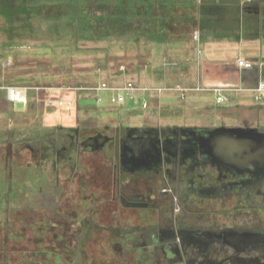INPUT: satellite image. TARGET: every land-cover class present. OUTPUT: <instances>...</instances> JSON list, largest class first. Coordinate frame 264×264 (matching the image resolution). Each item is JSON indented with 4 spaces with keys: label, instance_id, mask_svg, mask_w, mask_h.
Instances as JSON below:
<instances>
[{
    "label": "flooded vegetation",
    "instance_id": "1",
    "mask_svg": "<svg viewBox=\"0 0 264 264\" xmlns=\"http://www.w3.org/2000/svg\"><path fill=\"white\" fill-rule=\"evenodd\" d=\"M205 1L0 0V24L4 19L13 32H32L35 42L50 45L68 34L80 38L83 19L100 42L118 38L155 45L192 26L186 12L178 14L180 6ZM230 3L243 8L241 24L259 22L254 17L264 21L262 13L256 15L264 0ZM52 20L57 23L50 27ZM42 25L47 33L38 32ZM88 128L56 129L41 141L17 144L20 152L46 161L47 180L34 200L17 202L0 215L5 216L4 264L11 254L28 256L31 263L41 255L44 264H97L86 247H93L100 233L119 251L118 264H264V172L241 173L213 163L200 146L205 130L264 131L259 122L201 127L116 122ZM85 155L94 165L105 161L107 176L81 170ZM21 198L15 193L5 200ZM24 241L31 246L10 248V242ZM36 241L43 242V251ZM51 241L62 250H54Z\"/></svg>",
    "mask_w": 264,
    "mask_h": 264
},
{
    "label": "crops",
    "instance_id": "2",
    "mask_svg": "<svg viewBox=\"0 0 264 264\" xmlns=\"http://www.w3.org/2000/svg\"><path fill=\"white\" fill-rule=\"evenodd\" d=\"M229 2L208 0L203 3L189 2L187 5L180 6L181 9L177 10L178 14L186 12L193 22L192 26L179 35L173 34L163 43L142 44L145 52L141 58L144 63L140 65V69L143 68V71L135 83L140 87L148 88L176 86L199 88L188 93L185 99L178 91H165L160 94L153 91L140 92L134 100L115 106L108 102L107 96L105 101L108 107H116L119 110V116L109 117L111 121L101 123L98 121L97 114L104 111L105 106L97 108L93 94L79 96L72 108L76 113L72 118L61 112L59 107L48 106L46 98L49 95L45 93L39 95L31 93V102L26 106V111L17 113L15 104L9 103L5 93L0 91V208L4 203H8L5 200L8 195L22 192L35 193L38 188L46 187L47 176L44 170L46 161L37 159V155L28 150L20 152L17 148L19 143L41 141L56 129L64 131L80 127L89 129L88 127H101L104 124L116 122L141 127L162 124L146 116L147 111L151 113L160 109L169 112L184 111L185 114L187 113V119L193 123L182 126L197 127V124L213 121L214 117L221 118L220 123H226L222 115L227 111L264 108V102H256L250 96L252 93L246 91L264 81V27L258 22L254 25L241 24L238 21L240 13L233 6L228 5ZM182 17L179 16V18ZM254 20L259 21L258 17H254ZM2 21L3 23L0 24V35L3 36L2 40L0 39V83H35L36 80L32 74L48 75L50 64L47 60L52 50L50 45L38 40L35 42L36 37L32 32H13L10 26L5 24L4 19ZM38 32L47 33L48 28L42 25ZM197 32L198 40L194 38ZM4 36L6 42H4ZM5 53L12 55V64L1 60ZM161 57H165L163 66L157 64ZM239 59L252 62L253 68L240 67ZM121 72L125 73V71ZM127 72L129 73V69ZM128 81L133 80L123 74L108 82L118 85ZM43 84L54 85L46 81ZM37 85L40 84L37 83ZM213 89L231 91L240 89L243 92L242 94L231 92L230 101L220 105L216 101L217 93ZM36 98L43 101L38 104ZM44 104L46 106H43ZM96 104L99 106L100 103L96 102ZM111 111L108 109L106 112ZM80 116L85 118L77 121ZM17 152L21 155L17 156ZM89 158L85 155V158L81 160L83 166L80 169L90 173L96 169V166L91 160L89 161ZM101 189L105 190V186ZM17 202L18 200L16 204Z\"/></svg>",
    "mask_w": 264,
    "mask_h": 264
},
{
    "label": "rangeland",
    "instance_id": "3",
    "mask_svg": "<svg viewBox=\"0 0 264 264\" xmlns=\"http://www.w3.org/2000/svg\"><path fill=\"white\" fill-rule=\"evenodd\" d=\"M56 23H57L56 21L52 20L50 22V27L51 25ZM79 24H80V30L83 35L80 36V38L75 39V38H71V36H69L68 34V37L62 39L59 38L56 39V41H53L54 43L50 44L52 46V50H50V55L48 56L49 58L47 60V62H49L50 64L49 65L50 73H48V75H42L41 73L40 74L34 73L32 74L33 75L32 77H35L36 82L28 83V84L37 85L38 83L41 85L42 83V85H45L43 84V82L46 81L53 83L54 85L52 86L56 85L60 87L74 86L79 84L92 86L90 84L95 85L101 82H108L112 80L114 77L116 76L120 77L123 74H125L127 78L133 80L134 82L136 80L137 81L139 80V75L143 71L142 70L143 68L140 69V65L144 63L143 59L141 58L145 52L144 50L145 48L142 44L139 45L133 42L127 43L121 40L118 41V38L114 40L113 39L108 40L106 42L103 41L100 42L96 39V35L94 36L91 35V26L88 20L80 19ZM1 37L3 36L0 35V39ZM90 38L93 39L90 40ZM4 42H6L5 36H4ZM1 60H4L5 63L10 62L11 64L13 62L12 55H8V53H5L2 56ZM16 60L17 59H15V61ZM164 61H165V57L164 58L161 57L157 61V64L163 66ZM13 65L12 68H14ZM121 66L125 67L124 70L125 73L121 72L122 70L118 71ZM126 68L129 69V73L127 72ZM14 84H23V82L14 83ZM46 84H50V83H46ZM71 95H72L71 93L65 92L62 93L61 95H56L57 96L56 98L59 101L60 100L63 101L71 98ZM250 96L254 99L253 94H251ZM101 97L104 99V102L101 103L102 105L99 104V106H97L96 102L93 101L96 107L99 109L105 106L103 109L105 112L100 111L97 114L98 121H100L101 123L108 122L112 120L109 119V117H115V115L119 116V110L116 107H111V108L108 107V104L105 101V98H107V96L102 94ZM43 106L46 105L44 104ZM14 107L17 113H23L22 110L26 111L27 109L25 105L20 103H16ZM108 109H111L112 111L106 112ZM62 111L65 113L66 116L72 118H74L73 116H75L76 114L72 109L69 111L61 109V112ZM143 112H145V110ZM183 112L184 111H179V112L161 111L160 109L157 111H152L151 113L147 111L148 115L146 116H148V119L152 118V121H158V123L160 122L165 125L166 124L189 125V123H193L190 121V119H187V113L185 114V112L184 113ZM128 116L129 115L127 114V117ZM83 117L84 116L78 117L77 121L85 118ZM219 119L218 117H214L213 121L210 122L209 120H207L209 122L206 121L204 123L198 122L202 124H197L196 126L197 127L216 126L220 124ZM222 119H225L226 121L225 124H229V125H242L244 122L253 123V124L259 122L261 126L264 127V108H260V107L252 108V109L242 108L238 110L227 111L226 114L224 113L222 115ZM86 160H88V158ZM95 166L96 169L93 170L90 175L95 174L94 176H96V173L99 172L100 175L103 174L107 176L108 168H106L105 161L100 159L99 161H97ZM14 173H16V171H14ZM18 196L22 197L21 199H17L18 202H20L21 204L24 202L34 200L33 192L19 193ZM16 201L15 202L11 201V203L10 202L4 203L3 206L0 208V215L3 213L5 214L12 205L16 204ZM3 217L5 216L4 215L0 216V252L4 250V243H3L4 218ZM17 227L20 226L16 225V228ZM94 239L96 244L93 247L90 246L86 247L87 256H91V255L95 256V258L97 259V264H118V262H120L119 259L121 257L120 255H118L119 251H116L113 248L112 246L113 242L110 241V236L107 233H100L97 237H94ZM115 243L117 247H119V249L121 250L123 243L119 242L118 240ZM10 245L11 246L15 245L12 248L13 250L19 249V247L22 245L24 247L31 246L28 241H24L23 243L20 244L10 242ZM51 245L53 246V249L58 252L62 250L57 242L51 241ZM54 245L57 246L54 247ZM43 247H44L43 242H37V241L35 242L36 249L43 250L45 249ZM37 259L38 260L35 261V264H43L46 261L43 256H40ZM9 260L11 261V264H20V260L18 259V257L13 256L12 254L9 257L8 262H10ZM57 264L59 263L57 262Z\"/></svg>",
    "mask_w": 264,
    "mask_h": 264
},
{
    "label": "built area",
    "instance_id": "4",
    "mask_svg": "<svg viewBox=\"0 0 264 264\" xmlns=\"http://www.w3.org/2000/svg\"><path fill=\"white\" fill-rule=\"evenodd\" d=\"M194 38L196 40L199 39L198 32L195 33ZM238 65L243 68L251 69L253 68V63L246 61L244 59L238 60ZM124 67L122 66L120 70L124 71ZM195 89L199 90V88H183L180 86L176 87H168V88H148V87H140L134 81H128L126 83H121L118 85L111 84L110 82H101L92 86L86 85H74V86H52V85H32L28 83L23 84H10L6 82L0 83V91H3L6 95V98L9 103L16 104L20 103L25 106L29 105L31 102V93H36L39 95L40 93H45L48 98H46V103L50 107H59L64 110H71L78 101V98L81 94H93L95 95L96 102L103 103L104 99L101 95L108 96V102L111 105L120 106L127 101L134 100L136 95L140 92H155V93H163L165 91H178L183 99H185L186 95ZM215 93H217L216 101L220 105L227 104L230 101V93L243 92L240 89L234 90H222V89H213ZM254 95V99L256 102H264V81L257 84L252 89L246 90ZM69 92L71 93V98L66 100H58L53 95H61L62 93ZM43 101L40 98H36V102L38 104Z\"/></svg>",
    "mask_w": 264,
    "mask_h": 264
},
{
    "label": "water",
    "instance_id": "5",
    "mask_svg": "<svg viewBox=\"0 0 264 264\" xmlns=\"http://www.w3.org/2000/svg\"><path fill=\"white\" fill-rule=\"evenodd\" d=\"M228 5L235 6L231 3ZM256 10V15L262 13L261 15L264 17V6L257 7ZM236 11L242 13L243 8L239 7ZM238 21L241 22V19ZM263 22L259 20L258 23ZM204 132L207 139L200 146L204 154L211 155L213 163L224 164L228 168L241 171V173L256 171V173L262 174L264 172V131L220 128ZM102 141L105 139L103 138ZM192 154H197V150H194Z\"/></svg>",
    "mask_w": 264,
    "mask_h": 264
},
{
    "label": "trees",
    "instance_id": "6",
    "mask_svg": "<svg viewBox=\"0 0 264 264\" xmlns=\"http://www.w3.org/2000/svg\"><path fill=\"white\" fill-rule=\"evenodd\" d=\"M79 85H83V84H79ZM4 243V242H3ZM16 244H20V243H16ZM11 246V245H10ZM15 246V245H14ZM14 246H11V249L14 247ZM24 247V246H23ZM41 251H43V250H41ZM0 255H1V257H0V264H4V262H5V254H4V252L3 251H1L0 252ZM41 255H36L35 256V258H34V263H31V259L27 256V257H25L24 256V258L22 259V258H18L19 260H20V264L22 263V264H35V261H37L38 259L37 258H39ZM23 260H25V261H23ZM10 261V260H9ZM23 262H25V263H23ZM9 264H11V261L9 262ZM44 264V263H43Z\"/></svg>",
    "mask_w": 264,
    "mask_h": 264
}]
</instances>
